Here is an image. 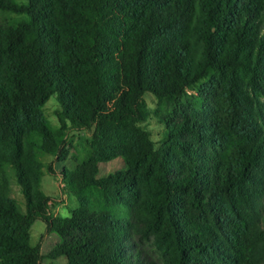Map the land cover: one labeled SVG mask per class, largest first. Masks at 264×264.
Returning a JSON list of instances; mask_svg holds the SVG:
<instances>
[{
    "label": "trees",
    "instance_id": "trees-1",
    "mask_svg": "<svg viewBox=\"0 0 264 264\" xmlns=\"http://www.w3.org/2000/svg\"><path fill=\"white\" fill-rule=\"evenodd\" d=\"M0 14V172L24 199L0 194V264H41L37 220L65 264H264V0H0ZM69 130L88 150L61 171L75 207L52 218L42 158Z\"/></svg>",
    "mask_w": 264,
    "mask_h": 264
},
{
    "label": "rangeland",
    "instance_id": "rangeland-1",
    "mask_svg": "<svg viewBox=\"0 0 264 264\" xmlns=\"http://www.w3.org/2000/svg\"><path fill=\"white\" fill-rule=\"evenodd\" d=\"M10 19L6 14H0V23ZM150 108L155 105V99L149 96L145 97ZM58 109L54 96H51L44 106V114L53 131H56L59 126L54 115ZM149 131L152 140L156 145L163 142L162 126L159 125L155 119L151 118L143 124ZM90 133L87 131H73L69 130L65 133L63 143L59 147L60 153H65V158L61 154L54 156H44L42 162L44 168L41 170L40 186L41 190L49 197V212L52 218H66L69 217V211L75 207L74 198L65 190L62 182L61 171L66 168L72 170L76 164L81 163L88 150V141ZM51 169L50 171L48 170ZM124 169V162L122 160H115L111 163L99 165L98 176H105ZM0 194L7 196L19 204L24 209V199L22 197L19 186L14 181V178L9 172H0ZM30 242L32 246L39 248L42 256L41 264H65V258L59 257L56 259H49L48 254L52 248L57 244L58 239L55 234H48L46 232L45 223L37 220L33 223L30 229ZM151 255L156 258L152 249L147 246ZM158 261V259H156ZM159 262V261H158ZM160 264V263H159Z\"/></svg>",
    "mask_w": 264,
    "mask_h": 264
}]
</instances>
